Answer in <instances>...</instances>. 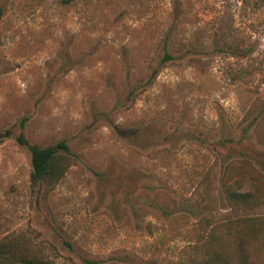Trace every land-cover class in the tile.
<instances>
[{"label":"rangeland","instance_id":"374dc122","mask_svg":"<svg viewBox=\"0 0 264 264\" xmlns=\"http://www.w3.org/2000/svg\"><path fill=\"white\" fill-rule=\"evenodd\" d=\"M0 9V242L52 264L183 260L198 219L226 210L221 183L264 164V4ZM19 138L65 143L54 186L30 183Z\"/></svg>","mask_w":264,"mask_h":264},{"label":"trees","instance_id":"16d2710c","mask_svg":"<svg viewBox=\"0 0 264 264\" xmlns=\"http://www.w3.org/2000/svg\"><path fill=\"white\" fill-rule=\"evenodd\" d=\"M258 1L264 4V0ZM164 58L171 59L168 54ZM19 140L30 153V183L47 189L54 186L72 161L65 143L39 146ZM229 167L222 175L227 177ZM244 167L246 174L221 183L226 210L217 216L209 213L198 219L199 227L207 228L191 243L185 258L176 264H264V212H257L258 207H264V164L257 168L248 164ZM0 264L52 263L16 252L14 246L0 242Z\"/></svg>","mask_w":264,"mask_h":264}]
</instances>
